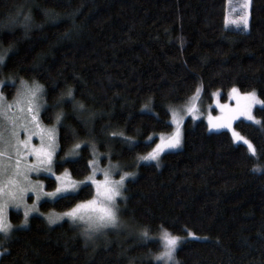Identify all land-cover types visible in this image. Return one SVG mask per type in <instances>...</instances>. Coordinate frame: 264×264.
<instances>
[{"label":"trees","instance_id":"trees-1","mask_svg":"<svg viewBox=\"0 0 264 264\" xmlns=\"http://www.w3.org/2000/svg\"><path fill=\"white\" fill-rule=\"evenodd\" d=\"M226 3L0 0V22L16 17L0 28V51L9 50L7 67L0 69L2 93L12 99L20 78L44 86L42 120L58 127L57 173L67 169L84 179L97 147L110 146L114 160L138 170L121 202L126 228L111 241L95 244L79 224L62 218L50 224L54 215L43 212L20 226L23 213L12 210L15 230L1 237L6 252L0 264H163L154 256L162 249L158 232L165 230L203 236L182 242L179 264H264V171L255 170L264 168V126L236 122L257 148L253 156L230 131L188 118L181 148L165 152L160 163L138 160L173 127L171 107L186 103L199 87L206 95L256 90L264 100V0H252L249 29L227 25ZM25 13L32 19L27 29ZM69 87L84 110L63 95ZM61 110L65 119L57 124ZM256 114L264 125V105ZM43 179L49 190L58 185L54 175ZM94 195L87 182L40 207L60 213ZM144 229L153 239H141Z\"/></svg>","mask_w":264,"mask_h":264},{"label":"rangeland","instance_id":"rangeland-1","mask_svg":"<svg viewBox=\"0 0 264 264\" xmlns=\"http://www.w3.org/2000/svg\"><path fill=\"white\" fill-rule=\"evenodd\" d=\"M251 2L252 0H227V8H226V23L227 25H234V26H242L244 29H249V19H250V8H251ZM245 3H248V7L245 8L244 5ZM247 15V20L248 24L247 27L245 28L243 21L241 17ZM3 80L0 79V96L3 97V100L0 101V131L3 132V139L4 141H8L9 145L15 144V138L11 136V132L13 127H15V131L17 135L19 136L20 140H25L30 137L29 145H36L39 146L41 144V139L40 136L37 134L38 129L34 127V124L31 122V117L28 115L26 111V106L21 104L17 106L16 104V95L12 99H7L4 94L2 93V84ZM31 83V82H29ZM20 88V85H19ZM18 88V89H19ZM200 91L195 92V94L186 102L181 105H175L171 107V122L173 127L169 131H163L159 134V138L156 141L154 147L152 150L156 147L157 144L161 142V137L164 139H168L169 137L172 136V134L176 131V128L179 126L180 132H181V143L179 147L176 148H166L164 151L160 152L158 160H144L142 157L147 156L148 153L142 154L139 156L138 160L139 162H156L160 163L162 161V155L170 150H177L182 147L183 145V140H184V131H185V122L188 118H192L194 120H204L207 122L208 127L210 130H222L226 129L230 131L233 135V130L240 135L244 136L246 139H248L245 135H243L237 128H236V122L238 120H247L246 116L244 115H239L238 113L235 116V119L231 121V128L227 127H221V128H213L211 125L214 123H222L223 122V117L227 112H229L232 109L237 108V94L232 92V88L229 89L226 92L223 91H215L210 95L204 94V89L203 87H199ZM239 90L240 93H244L247 91H242L238 87H235ZM252 91V90H250ZM256 96L260 99L261 97L259 96L258 92L255 90ZM241 104H243V101L241 100ZM7 105H12L11 108H7ZM262 104L256 103L253 104L251 107V113L258 119L259 117L256 114V108L258 106H261ZM226 106V107H222ZM20 108H24V111H20ZM42 109L43 107L40 108L39 110V115H38V120L40 122V127L43 129H50L52 127H55L57 129V137H56V148L53 152L52 158H51V163H44V164H39L37 165L35 163L36 157L31 154L30 149H29V154L28 155H22L20 156V163H21V170L26 171V174L29 177V180L27 182H22L21 186L27 188L28 190L23 193V200H10L8 197L5 195L2 198H0V210H2L3 215L5 218L11 222V224L15 227V224L11 221L10 218V212L12 210H20L23 213V222H21L20 226H26L29 223L30 217L34 214H38L43 212L44 215H54L55 216H60L63 220L69 219L67 216H63V213L68 212L70 209L60 212V213H54V212H44L41 210L40 204L44 199H54L60 195L69 193V192H74L79 190L83 184L90 182L92 183V180L89 179V177H93L97 181H103L104 180V172L107 171L109 173V178L111 180H116L118 181L120 179V175L123 172H130L134 173V175L128 176L125 178L122 186V193L124 197V190L126 187V183L130 178H133L136 176L138 170L132 169L128 167L127 162H122V161H116L111 157L112 150L111 146L107 151H100L97 147L98 154L95 155L93 160L91 161L92 165V171L91 173L86 176L84 179H76L71 175V173L66 169L63 172L57 173L56 171V153L59 147V141H58V127L56 125H49L43 122L42 120ZM188 109H191L189 111ZM173 113H175V116H173ZM13 121H15V124L13 125ZM253 122V121H251ZM27 129V131H25ZM234 137V136H233ZM235 139V138H234ZM236 140V139H235ZM249 140V139H248ZM237 141V140H236ZM21 151H24L23 145L18 146ZM8 156L13 157L12 160H9L8 157H3L0 158V160L3 161V166L6 169L3 173H0V187H4L5 191H7L8 188V181L12 177L15 168V156L16 153L12 150L11 146L8 147ZM51 168V171H48V168ZM51 175L55 176L58 180V185L57 187H63L65 185L69 186L68 191L64 193H58L56 196H48L45 195L46 193H51L55 192L56 188L54 189H47L46 183L43 179V175ZM17 179H20V177H17ZM94 188H95V195L88 199L92 200L96 196V190H97V185L92 183ZM33 188H36V191H32ZM39 197V198H37ZM85 200V201H88ZM123 198L118 197L117 198V203L121 207V202ZM85 201H82L80 203H83ZM78 203V204H80ZM18 205V206H17ZM28 210V216H27V224H24L25 221V211ZM47 217V216H46ZM59 220V219H58ZM70 220V219H69ZM60 221V220H59ZM57 221V222H59ZM62 221V220H61ZM71 221V220H70ZM81 226V228L84 230V226L82 223H77ZM125 222L121 218V212L119 213V223L117 226H109L107 228L101 229L100 231L94 232L91 235H87L91 241H93L95 244H101L105 242L111 241V235L114 233L121 234L125 230ZM164 232L165 231H160L158 232L157 238L160 239L161 244H162V249L160 252L164 251V246L166 244V241L164 240ZM171 235L179 236L181 237V241L178 244V247L182 244V242L188 238H202L203 236L197 235L194 232L191 231L194 235H189L184 234V235H178V234H173L169 231H167ZM0 236V240H1ZM1 244V242H0ZM177 247V249H178ZM176 249V252H177ZM0 252H1V247H0ZM159 252V253H160ZM175 258H176V253H175ZM160 262L163 263L162 260H159Z\"/></svg>","mask_w":264,"mask_h":264},{"label":"snow or ice","instance_id":"snow-or-ice-1","mask_svg":"<svg viewBox=\"0 0 264 264\" xmlns=\"http://www.w3.org/2000/svg\"><path fill=\"white\" fill-rule=\"evenodd\" d=\"M245 8L248 7V3H245ZM50 10H45V14L48 15ZM20 13H17L19 16ZM245 28L247 27L248 20L247 15L241 17ZM23 20L25 24V28L27 29L31 22L30 14L25 13L23 15ZM16 21V17H9L6 23L0 22V28L10 27ZM8 49H4L0 51V69L3 67H7V54ZM11 79V78H10ZM20 88L17 91L16 104L17 106L23 104L26 106V111L28 115L31 117V122L34 124V127L38 129V135L41 139V144L39 146L29 145L30 137L25 140H20L19 136L15 131V127H13L11 136L15 138V144L9 145L8 141H4L3 132L0 131V158L8 157L9 160H12L13 157L8 156V147L11 146L12 150L16 153L15 156V171L12 177L8 181V188L5 191L4 187H0V198L3 196H7L10 200H23V193L28 189L22 187V182H27L29 180L26 171L21 170L20 156L28 155L29 149L32 155L36 157L35 163L37 165L44 163H51V158L53 152L56 148V137H57V129L52 127L50 129H43L40 127V122L38 120L39 110L41 107L46 105L43 97L45 95L44 86L40 84L38 81L33 79L31 83L20 78L19 80ZM197 92L200 91V88L196 89ZM232 92L237 94V108L232 109L225 114L223 117L222 123H214L211 126L213 128H221L227 127L231 128V121L235 119L236 114L244 115L248 120L253 121L257 126H264L261 124V121L258 120L252 113L251 107L253 104L259 103L264 105V100H260L256 96L255 90L247 91L244 93H240L239 90L235 87L232 88ZM69 98V101L73 104L74 109L76 110H84L85 106L83 103H78L73 96L72 89L69 87L66 92L63 94ZM3 100V97L0 96V101ZM241 100L243 104H241ZM61 101H57L58 106ZM7 108H11L12 105H7ZM147 108L148 106L145 105ZM226 107V106H222ZM24 108H20V111H24ZM191 111V109H188ZM175 116V113H173ZM65 119L63 111H57L55 114V120L57 124H63ZM83 119V118H82ZM13 125L15 121L12 122ZM66 128L68 125H64ZM27 131V129H25ZM73 136H75V130H72ZM115 135V133H113ZM233 136L237 141H243V143L247 146L249 152L253 155H257V148L252 144L251 140L246 139L244 136L233 130ZM129 140L131 138H128ZM181 143V132L179 126L176 128V131L172 134L168 139H164L161 137V142L156 145V147L148 153L147 156L142 157L144 160H158L160 152L164 151L166 148H176L179 147ZM19 145H23L24 151H21L18 147ZM74 149H79L80 144L77 143L73 146ZM260 154L264 155V144L261 145ZM91 163V162H90ZM51 171L49 167L47 169ZM256 171H264V168L257 166L255 168ZM6 169L3 166V161L0 160V173H3ZM134 175V173L123 172L120 175V179L118 181L111 180L109 178V173L107 171L104 172V180L97 181L93 177H89L92 180V183L97 185L96 196L92 200L85 201L83 203L77 204L74 208L70 209L68 212L63 213V216H67L73 223H82L84 226L85 235H91L94 232L100 231L101 229L107 228L109 226H117L119 223V213L121 211L119 204L117 203V198L122 197L124 200L127 197H123L122 186L126 177ZM20 177V179H17ZM67 185L63 187H57L55 192L46 193L48 196H56L58 193H64L68 191ZM32 191H36V188H33ZM39 198V197H37ZM18 206V205H17ZM25 221L24 224H27V216L28 210L25 211ZM60 216H49L48 222L50 224L56 223ZM14 226L8 221L3 215L2 210H0V236H2L3 240H7L11 233L14 231ZM190 236L194 235L189 231ZM140 237L143 240L153 239L149 235V231L144 229L140 232ZM164 240L166 244L164 246V251L158 253L154 256L156 260H162L163 264H179V261L175 258L176 249L178 247L179 242L181 241V237L171 235L166 230L164 232ZM2 242V240H0ZM6 252V249L4 250ZM4 252H0V255L4 254Z\"/></svg>","mask_w":264,"mask_h":264}]
</instances>
